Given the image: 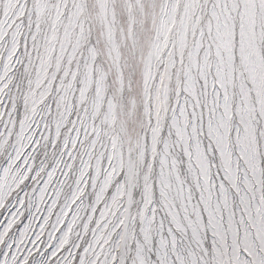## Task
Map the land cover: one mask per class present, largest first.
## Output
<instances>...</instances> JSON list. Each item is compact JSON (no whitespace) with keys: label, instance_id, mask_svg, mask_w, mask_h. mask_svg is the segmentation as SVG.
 Instances as JSON below:
<instances>
[{"label":"snow or ice","instance_id":"snow-or-ice-1","mask_svg":"<svg viewBox=\"0 0 264 264\" xmlns=\"http://www.w3.org/2000/svg\"><path fill=\"white\" fill-rule=\"evenodd\" d=\"M0 264H264V0H0Z\"/></svg>","mask_w":264,"mask_h":264},{"label":"rangeland","instance_id":"rangeland-1","mask_svg":"<svg viewBox=\"0 0 264 264\" xmlns=\"http://www.w3.org/2000/svg\"><path fill=\"white\" fill-rule=\"evenodd\" d=\"M4 217L0 216V219H3Z\"/></svg>","mask_w":264,"mask_h":264}]
</instances>
